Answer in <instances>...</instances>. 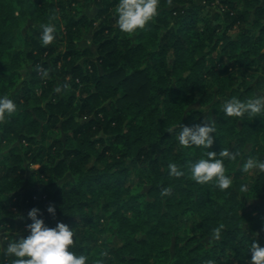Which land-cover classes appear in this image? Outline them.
<instances>
[{"label":"trees","instance_id":"16d2710c","mask_svg":"<svg viewBox=\"0 0 264 264\" xmlns=\"http://www.w3.org/2000/svg\"><path fill=\"white\" fill-rule=\"evenodd\" d=\"M118 2L0 0V95L17 104L0 122V264L34 207L49 227L75 229L88 264H250L252 242L264 246V170L242 165L264 159V113L227 117L223 104L264 95V0H160L132 34ZM206 119L209 150L239 153L225 158L227 190L192 180L188 164L206 150L178 142L181 124ZM173 162L184 176L169 175ZM108 232L119 241L99 240Z\"/></svg>","mask_w":264,"mask_h":264},{"label":"clouds","instance_id":"9594fccd","mask_svg":"<svg viewBox=\"0 0 264 264\" xmlns=\"http://www.w3.org/2000/svg\"><path fill=\"white\" fill-rule=\"evenodd\" d=\"M160 0H119L116 7L118 14L117 24L123 33L132 34L143 30L158 15ZM54 18V17H53ZM43 45H49L55 40V26L43 25L41 34ZM47 76V70H43ZM65 87H67L65 85ZM61 92V87L56 88ZM17 111V104L7 94L0 95V122L5 121ZM223 112L227 117L259 116L264 113V95H257L247 99L236 96L226 100ZM172 131V129H169ZM216 132V120L206 119L203 124L194 126L180 125L178 142L183 147L196 146L205 151L204 156L195 161H190L188 171L191 179L199 184L212 183L220 190H227L233 184L232 177L226 174L225 158L235 160L238 152L223 148L219 153L209 149L214 143L212 133ZM169 175L182 177L184 170L176 163L168 164ZM264 170V159L249 157L242 165V171L248 173L252 170ZM248 185H241V191H247ZM162 195H171V189L165 188ZM39 208L29 210L27 216L32 221L27 225V235L10 241L4 248L6 256L13 257L11 264H88L89 256L77 253L72 248L75 245V229L64 222H58L55 227H49L43 218H38ZM49 214L55 215L56 208L49 204ZM2 227V224H0ZM220 227L213 231V238L220 236ZM251 253L250 264H264V246L253 241L248 253ZM107 255V253H102ZM96 264H103L97 261ZM209 264H213L209 261Z\"/></svg>","mask_w":264,"mask_h":264},{"label":"rangeland","instance_id":"374dc122","mask_svg":"<svg viewBox=\"0 0 264 264\" xmlns=\"http://www.w3.org/2000/svg\"><path fill=\"white\" fill-rule=\"evenodd\" d=\"M199 1H202V0H199ZM208 8L210 9L211 13H213L217 9V8H215V5H210V6H208ZM88 12L91 13L92 10H88ZM80 43L91 45L90 42L87 39L84 40V41L81 40ZM194 106L195 107H199L198 105H194ZM33 167H36V165H34ZM258 171H259V169L252 170V171L248 172L247 175L248 176L256 175ZM104 224H107V223L104 222ZM108 225L111 226L110 224H108ZM181 226H182L183 229H188L190 231L193 228V219L191 217L182 218L181 219ZM106 237H109V238L112 237L111 233L108 232L105 235L104 234L101 235L100 238H99V240L100 239L102 240V239H104ZM112 240L114 242H118L119 241V239L116 238L115 236L112 237ZM222 262H223V264H229L228 261L226 260V257H222Z\"/></svg>","mask_w":264,"mask_h":264}]
</instances>
